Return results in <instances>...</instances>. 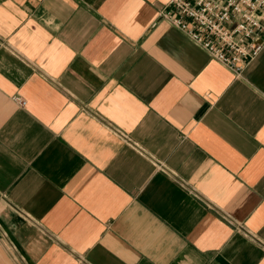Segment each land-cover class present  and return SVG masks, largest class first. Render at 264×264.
Listing matches in <instances>:
<instances>
[{
  "label": "crops",
  "instance_id": "crops-1",
  "mask_svg": "<svg viewBox=\"0 0 264 264\" xmlns=\"http://www.w3.org/2000/svg\"><path fill=\"white\" fill-rule=\"evenodd\" d=\"M169 1L0 0V264H264V45Z\"/></svg>",
  "mask_w": 264,
  "mask_h": 264
},
{
  "label": "built area",
  "instance_id": "built-area-1",
  "mask_svg": "<svg viewBox=\"0 0 264 264\" xmlns=\"http://www.w3.org/2000/svg\"><path fill=\"white\" fill-rule=\"evenodd\" d=\"M160 15L234 72L264 45V0H170Z\"/></svg>",
  "mask_w": 264,
  "mask_h": 264
}]
</instances>
